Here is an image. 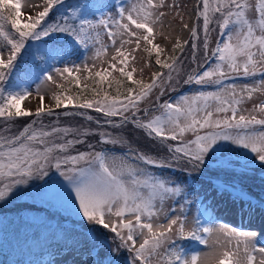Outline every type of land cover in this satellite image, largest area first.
Masks as SVG:
<instances>
[{
    "label": "snow or ice",
    "instance_id": "snow-or-ice-1",
    "mask_svg": "<svg viewBox=\"0 0 264 264\" xmlns=\"http://www.w3.org/2000/svg\"><path fill=\"white\" fill-rule=\"evenodd\" d=\"M100 7L88 0L71 8L65 0H42L24 12L22 0H0V119L7 125L0 129V200L25 193L48 204L66 198L87 226L83 235L89 247L82 264H119L124 252L127 264H264V243L256 232L217 223L206 210L203 220H190L189 186L153 171L172 169L192 179L203 176L211 160L220 169L248 172L256 166L264 172V99L246 107L256 94L264 97V0H199L194 22L181 18L189 38L176 37L172 54L166 55L168 44L154 41L158 36L169 40L162 31L166 9L178 5L117 0L103 6L114 7V15ZM90 11L100 14L89 18ZM217 29L222 39L213 46ZM189 44L195 67L185 71L187 57L175 53ZM77 48L91 55L69 66L67 57ZM138 50L148 57L141 77L152 66L153 53L160 68L148 82L134 78ZM25 55L32 63L18 71ZM98 62L107 66L98 70ZM85 73L83 80L91 78L97 87H81L77 74ZM237 77L250 82L238 84ZM57 78L74 84L79 94H66ZM37 81L40 106L33 111L21 105L33 93L30 83ZM124 81L130 82L124 93H109ZM181 83L199 87L161 100ZM209 87L214 90H201ZM45 93L54 102L49 106ZM89 109L100 115H90ZM61 116L82 117L95 128L62 126ZM21 117L32 119L11 132ZM129 128L142 132L163 154L149 155L114 135ZM109 145L126 151L114 155ZM180 240L198 242L206 251L186 253ZM73 246L79 252L85 244L75 240Z\"/></svg>",
    "mask_w": 264,
    "mask_h": 264
},
{
    "label": "rangeland",
    "instance_id": "rangeland-1",
    "mask_svg": "<svg viewBox=\"0 0 264 264\" xmlns=\"http://www.w3.org/2000/svg\"><path fill=\"white\" fill-rule=\"evenodd\" d=\"M41 2L42 0H22V4L24 6L23 11L27 12L30 5L39 4ZM69 2L71 4L69 8H71L72 6L80 2H83V0H69ZM88 2L94 3L96 5H100L101 6L100 12H103L106 15L115 14V10H113L111 7H103L104 5H107L104 2V0H88ZM129 2L130 0H119V3L121 5H127ZM167 2L169 4L175 3L176 5H178V7L174 9L172 8L166 9L168 14L164 18V25L162 31L169 37V40L165 41L164 39L158 36L157 39L154 41L155 43H159L161 46H164L166 43L168 44V51L163 55L172 54L171 44L174 43L176 37L179 36L181 39L189 38V34L187 30H183L181 28V18L184 23L191 24L194 22L193 9H194L195 0H167ZM94 14L99 15L100 13H94ZM94 14L93 11H90L89 18H94ZM104 42L110 44V42L107 41L106 37L104 38ZM188 46H190V44L185 46L184 51ZM131 47H134V45H132ZM111 54H113V50L110 48L109 59ZM175 54L179 56L184 55V57H188L185 61V63L187 62V67L186 64L184 66V68L186 67L185 71H187L190 67L194 66V64H191L190 52L189 53H186V51L185 53L177 52ZM84 55H91V53L86 54L84 53L83 49L80 48L74 49L72 51V55L67 57L69 66H71L72 62H75L77 64L82 63ZM135 55L137 57V63L135 66L137 67L138 71L137 73H134V78L135 79L142 78L145 82H148L151 73L156 70H160V68L159 66L155 65V61L151 60L152 66L146 67L144 71V75L143 77H141L139 74V69L141 67H145L144 61L148 59V57L146 53L140 50H138L135 53ZM214 62L215 61L213 60L210 62V64ZM31 63H32L31 58L25 55L19 61L17 70L24 71L31 65ZM89 63H91V61H89ZM106 66H107L106 64L102 65L99 62L96 65L98 70L101 67H106ZM21 67L23 68L21 69ZM116 74L117 73H113L114 76ZM77 75L81 77V86L89 82H91L92 84L95 83L91 78H89V80L87 81L83 80V75H86V73L77 74ZM57 80L58 83H60L63 86H65L64 84L67 83L66 81L59 80V78H57ZM235 82L239 84V83L250 82V80H246L245 78L242 77H237L235 78ZM36 83H38V81L35 83H30V87L33 89V93L28 98H26V100L23 101L21 105L22 107L26 109H31L33 111L40 106L39 95H37L34 91ZM95 86L97 87L96 83ZM198 87L199 86L189 85L185 90L171 96L170 100H174L176 97L180 95L191 94ZM201 90L212 91L214 89L209 87L207 89H201ZM66 94H74V93L68 91ZM44 95H45V101H44L45 106H49L50 104L54 103L50 101L49 98L50 93H45ZM113 95L115 96L117 95V93ZM261 99H264V97H261L260 94H256L253 101H249L246 104V107L250 108L254 102H259ZM57 111H63V109H58ZM88 113L90 115H93L94 117L100 115L95 112L94 113L88 112ZM31 119H32L31 117L18 118V121L11 126V132L15 133L18 132L19 130H22L25 123L30 121ZM55 119L56 117L54 116L52 118L46 119L44 122L48 124ZM59 122L62 126H68L73 128H84V127L95 128V125L92 122H89L83 119L82 117L61 116ZM5 127H7V125L2 119H0V129H3ZM114 135L123 136L126 140L130 142L133 148H139L140 150L145 151L149 155L155 156L157 154L160 155L163 154V152L160 150L157 144L149 140V138H147L140 131H134L129 128L126 132L116 131L114 132ZM96 139H98V137ZM89 142L95 143V139L90 138ZM108 147L109 149H111V152L114 155H119L126 151L125 147L116 146L115 148H113L111 145H109ZM77 148L83 150L80 145H77ZM208 162L213 163V165H216L214 161L209 160ZM253 167L255 168V172L263 173L262 176H264V172H262L258 167L256 166ZM153 171L156 173V175L171 177L174 180L185 182L189 186L188 197L189 199L194 201L193 204L187 206L189 209L190 220L192 219V217H198L201 220H203L204 218L201 216V212L206 210V212L209 214L210 212L209 209L213 208L212 209L214 211L213 215L212 214L209 215L217 223L227 224L230 227H234L238 230L242 228L241 231L243 230L245 231V229L246 231H254L257 233L260 243H264V229L260 230L257 227L254 226L250 227L246 225L248 219H251L250 217L251 214H249L250 209H254L255 213L256 214L258 213V216L261 217L262 220L264 221V206H262L264 205V185L259 186L258 188L255 185L246 186L243 184L234 183L230 180H221V186L223 189L217 192L212 186H210V184L200 183L202 182L200 177L188 179L184 173L175 172L172 169H165V170L153 169ZM36 183H39V181H37ZM29 191H31V189H29ZM32 192L35 193L36 189H32ZM221 203L232 204V208H231L232 210L230 211V215H231L230 220L226 219V217L220 213L218 205ZM171 206L178 207L177 204H172ZM8 216L11 217L9 219L12 220L13 226L14 224H16V222L28 221V222L40 223L42 226L44 225L48 226L50 230L53 231H62L63 230L62 228H65L67 226H71L75 229L82 230L84 233L87 231L86 222H84L83 225L81 224L80 217L75 216V213L71 211V204L66 200V198H60L57 199L55 203L48 204V203H41L39 197H37L34 200L32 195L26 193L23 195L9 196L5 200H0V226L3 224L6 217ZM220 216H222L223 218ZM254 224L256 225L257 223ZM28 227H26L25 230L28 229ZM29 232H31L30 239L33 240L32 243L33 245L43 242L41 238L36 237V235L33 233V230L31 228L29 229ZM25 234L26 233L24 232L22 237H18L16 236L13 228L9 230L7 234L5 233L4 230L0 229V240L3 239V241H5L7 248H11L7 242L13 240L14 242L13 249L16 252H19V250H22V248L25 250L24 254L22 255L23 259L15 260L13 261V264H43V263L49 264V261H54L55 264H82L81 262H83L84 260V253L87 251V246H88L85 240H84L85 246L79 252L75 250V247L57 248L50 243L51 236H48L49 234L48 232L45 234L46 240H49L48 251L45 254H38V252L31 253L30 251L31 247L29 245L21 244V241L23 242L27 241ZM89 235H91V233H89ZM178 245L182 247L186 253H191L192 251H201V252L206 251L204 246L200 244L193 245L190 243V240H180L178 241ZM103 255L104 253L102 252L101 256L103 257ZM127 256L128 254L124 252L122 256L118 257L119 264H127L125 259Z\"/></svg>",
    "mask_w": 264,
    "mask_h": 264
},
{
    "label": "trees",
    "instance_id": "trees-1",
    "mask_svg": "<svg viewBox=\"0 0 264 264\" xmlns=\"http://www.w3.org/2000/svg\"><path fill=\"white\" fill-rule=\"evenodd\" d=\"M185 51H186V53H189L190 52V46H188L185 49ZM185 51H184V53H185ZM182 56L184 57V55H182ZM151 60L155 61V53L152 54ZM185 64H184V66H185ZM115 76L117 78H119L118 73ZM87 84H89L93 88L96 87L95 83L92 84L91 82H89ZM64 85H65L64 87L68 88V90L70 92H73L74 94H79V89H77L74 84L69 85L68 83H66ZM129 85H130V82L124 81L123 85L114 84L112 86V88H108V91L112 95L116 94L117 90H119L120 93H124L126 90V87ZM104 86H105V88L108 87L107 84H105ZM81 87H83V86H81ZM85 95H88L89 97H91L92 94L90 92H85ZM260 174L261 173H259V174L257 173V174L252 175V176H246V177L244 176L243 179L248 178L249 181L257 182V181H260L262 179ZM12 226H13L12 220L7 218L4 222L5 232L8 233L9 230H11L13 228L16 236L22 237V235L25 232L26 237H28L31 234V232H29V229L31 228L33 230V233L36 235L37 238L41 237V240H43V243H46L47 241H49V240H46V235H45L46 233L49 232L48 236H51L50 241H53L54 243L57 244V246H60V247L73 246L75 240H79L82 242H84V240H85L84 235H83L84 232L82 230L75 229L71 226H67L65 228H62L63 229L62 231H53V230H50V228L48 226H45V225L42 226L40 223L28 222V221H19V222H16V224H14L13 227ZM26 227H28V229L25 230Z\"/></svg>",
    "mask_w": 264,
    "mask_h": 264
},
{
    "label": "bare ground",
    "instance_id": "bare-ground-1",
    "mask_svg": "<svg viewBox=\"0 0 264 264\" xmlns=\"http://www.w3.org/2000/svg\"><path fill=\"white\" fill-rule=\"evenodd\" d=\"M219 206V211H220V213L221 214H223L225 217H226V219H228V220H230L231 219V215H230V211L232 210L231 208H232V204H227V203H221V204H219L218 205ZM213 209V208H212ZM212 209H209V214H212L213 215V213H214V211L212 210ZM234 209H235V206H234ZM217 213V212H216ZM249 214H251L250 215V217H251V219H248V221H247V223H246V225L247 226H254V227H257L258 229H264V221L262 220V218L261 217H259L258 216V213L256 214L255 213V210L254 209H250V211H249ZM217 215V214H216ZM219 216V215H218ZM220 217H222V216H220ZM223 218V217H222ZM248 218H249V216H248ZM247 219V218H246ZM258 220V221H257ZM245 221V220H244ZM257 221V222H256ZM254 223H257L256 225L254 224ZM254 224V225H253ZM242 229V228H241ZM240 229V230H241ZM244 231V230H243ZM245 231H246V229H245ZM260 233V232H259ZM49 261V260H48ZM60 262H62V261H60ZM82 263V262H81ZM43 264H45V263H43Z\"/></svg>",
    "mask_w": 264,
    "mask_h": 264
}]
</instances>
